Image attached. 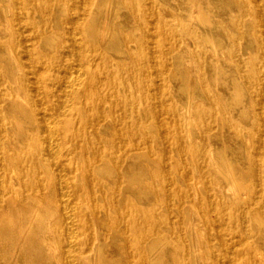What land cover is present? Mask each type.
<instances>
[{"label": "bare ground", "instance_id": "bare-ground-1", "mask_svg": "<svg viewBox=\"0 0 264 264\" xmlns=\"http://www.w3.org/2000/svg\"><path fill=\"white\" fill-rule=\"evenodd\" d=\"M164 1L0 0V264H264V0Z\"/></svg>", "mask_w": 264, "mask_h": 264}, {"label": "rangeland", "instance_id": "rangeland-1", "mask_svg": "<svg viewBox=\"0 0 264 264\" xmlns=\"http://www.w3.org/2000/svg\"><path fill=\"white\" fill-rule=\"evenodd\" d=\"M168 0H166V1H164V2H160L161 3V5L164 7V8H169V6H168V2H167ZM231 2L233 3V4H241L242 3V1L241 0H231ZM246 29H247V27L245 26V23H243L241 26H240V29H239V32L241 33V34H244V36H242V46H244V48L245 47H247L246 45L248 44V42H247V40H246V36H245V34H246ZM254 30V27H253V23L251 22V25H250V31L252 32ZM255 41H254V39H253V41H252V45L253 46H255ZM186 62V61H185ZM185 65H187V64H191V63H184ZM262 79V78H261ZM262 81H260L259 80V82H257V84H256V86H258V83H261ZM175 88L176 87H174V88H172V90H175ZM257 99L259 100V99H261V101L263 102L264 101V92L263 93H259L258 94V96H257ZM263 105V104H262ZM262 105L260 104V106H257V107H251V108H248L247 109V111H245L244 112V115L245 116H248L250 119H251V117H253L254 116V114L256 113V110H260L261 109V107H262ZM151 127V128H150ZM146 128L148 129V130H151V131H149L150 133H154L155 131H157V125L154 123V122H152V121H147L146 122ZM152 128H153V130H152ZM262 129H260V131H261ZM259 131V130H258ZM231 148H232V151H231V155H238L239 153H241L242 155H244V156H246L247 157V155H248V153H247V151H246V148H243V147H238V145H234L233 143H231ZM238 153V154H237ZM169 154L170 155H172V156H174V148L173 147H170L169 148ZM144 156H145V159L146 158H149V155L150 154H147V153H144L143 154ZM145 161H147V159L145 160ZM236 161H238V160H236ZM239 162V161H238ZM260 165L262 166V167H264V158H262V160L260 161ZM190 168V167H189ZM158 212H160V211H158ZM157 212V214H160V213H158ZM162 212H163V210H162ZM165 213V212H164ZM183 213L180 215V217H181V219L183 218ZM232 217H233V219L235 220V221H238V219L240 218V215L238 214V213H236V212H233L232 213ZM262 218H264V216H262ZM106 221H108L109 222V219H106ZM117 231H116V233L118 234V237L117 238H119V229H116ZM112 242H113V240L110 238V236L108 235L107 236V238H106V241H105V246H106V248L107 249H110L111 251H113L114 250V246L112 245Z\"/></svg>", "mask_w": 264, "mask_h": 264}]
</instances>
